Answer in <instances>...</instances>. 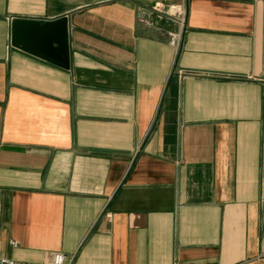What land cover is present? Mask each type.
<instances>
[{"label":"crops","instance_id":"crops-1","mask_svg":"<svg viewBox=\"0 0 264 264\" xmlns=\"http://www.w3.org/2000/svg\"><path fill=\"white\" fill-rule=\"evenodd\" d=\"M62 17L68 69L12 45ZM52 252L264 264V0H0V257Z\"/></svg>","mask_w":264,"mask_h":264},{"label":"water","instance_id":"water-1","mask_svg":"<svg viewBox=\"0 0 264 264\" xmlns=\"http://www.w3.org/2000/svg\"><path fill=\"white\" fill-rule=\"evenodd\" d=\"M12 45L33 55L51 59L64 69L69 67L67 18L41 21L12 19Z\"/></svg>","mask_w":264,"mask_h":264},{"label":"built area","instance_id":"built-area-1","mask_svg":"<svg viewBox=\"0 0 264 264\" xmlns=\"http://www.w3.org/2000/svg\"><path fill=\"white\" fill-rule=\"evenodd\" d=\"M153 9L156 12L164 13L170 18L175 19L180 24L181 29L179 31L171 32L169 34V45L172 46L173 48H177L182 38V29L184 27L186 20L185 8L181 5H174L165 8L162 5L157 4L153 7ZM70 263H71V259L67 258L61 252H52L49 256V259L42 263H33V262L16 263L13 260L0 257V264H70Z\"/></svg>","mask_w":264,"mask_h":264}]
</instances>
